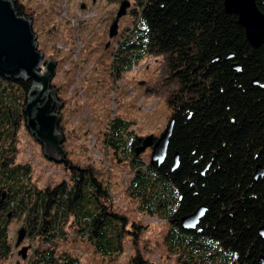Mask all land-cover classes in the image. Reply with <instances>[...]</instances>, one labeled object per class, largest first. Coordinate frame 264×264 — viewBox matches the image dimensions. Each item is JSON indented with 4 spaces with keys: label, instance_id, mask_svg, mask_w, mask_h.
<instances>
[{
    "label": "trees",
    "instance_id": "obj_1",
    "mask_svg": "<svg viewBox=\"0 0 264 264\" xmlns=\"http://www.w3.org/2000/svg\"><path fill=\"white\" fill-rule=\"evenodd\" d=\"M136 2L132 11L137 21L116 54L131 48L165 54L171 80L179 88L170 98L176 124L162 166L136 154L139 138L129 123L117 119L109 128L107 144L132 168L129 193L141 211L170 223L166 247L181 264H261L264 177L254 181V176L259 165L264 168V46H251L222 1ZM257 3L264 13V0ZM31 88V81L0 76V179L30 180V168L15 165L13 159L15 131L20 121L27 127L24 110ZM62 164L70 178L55 187L38 189L23 181L20 197L11 191L6 195L0 187V259L12 252V212L24 217L27 234L47 246L37 248L29 264H81L56 255L54 244L67 237L68 226L106 256L124 252L127 234L139 236L127 231L128 219L111 208L110 190L92 168L67 159ZM200 207L206 209L205 217L195 231H186L182 218ZM131 264L144 261L137 257Z\"/></svg>",
    "mask_w": 264,
    "mask_h": 264
},
{
    "label": "rangeland",
    "instance_id": "obj_2",
    "mask_svg": "<svg viewBox=\"0 0 264 264\" xmlns=\"http://www.w3.org/2000/svg\"><path fill=\"white\" fill-rule=\"evenodd\" d=\"M127 1L137 8L136 0ZM78 2L18 0L17 5L34 20V32L41 35L37 41L38 49H43L44 62L61 60L52 88H58L60 99L66 100L65 106L59 110L62 118L59 129L65 132L67 160L73 165L94 170L110 190L111 208L128 219L127 231L138 232L139 236L135 238L127 234L123 241L124 252L106 256L90 241L80 237L76 227L68 226L67 237L54 244L56 255H68L80 260L81 264H131L137 257L142 258L144 264H181L166 247L170 223L140 210L139 202L128 190L133 178L132 168L128 162H121L107 144L109 128L117 119L129 123L138 138L151 135L159 138L172 118L170 98L179 84L171 80L165 54L139 48L116 54L119 43L126 38L127 29L137 21L132 7L120 20L118 36L111 40L109 31L120 3L100 2L82 11ZM127 57L131 59L130 64L125 63ZM44 68L45 64L41 70ZM2 85L7 89L11 86L5 82ZM15 132L13 162L17 166L29 167L31 175L29 181L24 176L12 181L0 179V187L6 195L11 191L20 197V183L23 181L45 189L69 180L66 165L45 156L42 145L24 121H20ZM151 156L152 150L148 149L143 159L151 163ZM10 221L8 237L12 252L7 259H0V264H29L34 251L37 248L43 251L47 246L28 232L21 246L17 247L18 233L25 226L24 217L12 212ZM133 225L139 229H134ZM25 247L28 251L24 259L20 251Z\"/></svg>",
    "mask_w": 264,
    "mask_h": 264
},
{
    "label": "water",
    "instance_id": "obj_3",
    "mask_svg": "<svg viewBox=\"0 0 264 264\" xmlns=\"http://www.w3.org/2000/svg\"><path fill=\"white\" fill-rule=\"evenodd\" d=\"M222 1L229 15L238 18V23L245 29L246 37L251 46L258 49L264 46V13L258 7V0H218ZM18 0H0V76L7 80L31 81L32 88L27 97L24 113L27 117V129L42 145L45 156L55 163L62 164L67 159L68 148L64 145L66 139L64 129H59L62 121L60 111L66 100L60 99L58 88H52L61 60L53 59L44 62L43 49H38L37 37L34 32V20L24 12L19 16L16 6ZM131 3L122 2L117 17L110 27L109 38L112 40L119 34L120 20L127 16ZM109 46V44L107 45ZM45 64L43 70L42 66ZM241 71L240 66L235 67ZM176 120L171 118L163 134L156 138L149 136L139 138L140 146L136 154L140 156L148 149L152 150L151 164L162 166L168 156L171 138ZM180 166L179 155L175 156V169ZM264 177V168L259 165L254 181ZM206 209L198 208L195 213L181 220L186 231H195L205 217ZM201 231H198L200 233ZM259 233L264 236V224ZM27 236V229L18 233L17 247L21 246ZM28 249L25 247L20 255L26 258ZM264 264V256L260 258Z\"/></svg>",
    "mask_w": 264,
    "mask_h": 264
},
{
    "label": "flooded vegetation",
    "instance_id": "obj_4",
    "mask_svg": "<svg viewBox=\"0 0 264 264\" xmlns=\"http://www.w3.org/2000/svg\"><path fill=\"white\" fill-rule=\"evenodd\" d=\"M114 1H117V3H120L119 4V7L121 6V3L124 1H120V0H114ZM100 2H106V0H79V2L77 3L78 7L82 10V11H87L89 10L90 6L93 7V6H96L98 3ZM131 2V1H130ZM135 4H137V2H135ZM131 7H132V4H131ZM130 7V8H131ZM130 8L128 9V11L130 10ZM133 10V7L132 9ZM131 12V11H130ZM118 13V12H117ZM116 13V14H117ZM128 13V12H127ZM264 179V178H262ZM7 198V197H5Z\"/></svg>",
    "mask_w": 264,
    "mask_h": 264
}]
</instances>
